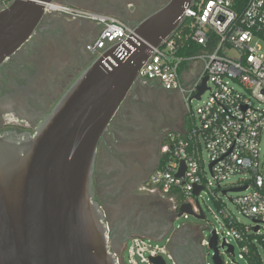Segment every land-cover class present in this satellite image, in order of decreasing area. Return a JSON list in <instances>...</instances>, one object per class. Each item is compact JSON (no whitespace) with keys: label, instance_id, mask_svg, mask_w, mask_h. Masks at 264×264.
<instances>
[{"label":"built area","instance_id":"2783aa9c","mask_svg":"<svg viewBox=\"0 0 264 264\" xmlns=\"http://www.w3.org/2000/svg\"><path fill=\"white\" fill-rule=\"evenodd\" d=\"M41 4L46 12L100 24L99 35L87 46L92 51L103 52L117 46L113 52L120 53L125 50L123 44L132 37L133 27L115 16L57 2ZM194 45L200 49L187 53ZM198 61L203 63L199 74L184 79L182 66ZM206 76L207 88L197 98ZM140 78L157 80L167 90H180L191 118L186 128L167 133L161 145V164L151 174L150 185L177 201L175 218L191 216L178 215L180 208L189 204L196 215L203 214L202 220L207 219L205 203L220 227H214L206 236L200 225H179L175 229L173 220L170 230L160 239L130 237L124 248L128 260L118 253V263L154 264L151 258L162 256L167 264V256L173 264H182L171 243L177 230H185L186 255L192 259L195 248L199 247L200 264H211L204 252L206 248L212 249L214 231L223 264H228L225 253L236 257V244L232 240L239 246V257L247 264H264V175L260 161L264 140V107L261 106L264 104V0H193L178 30L155 48L145 62ZM206 93L208 98L194 112L192 101L202 100ZM183 162L184 180L178 176ZM245 173L250 174L249 178L224 185L230 177ZM245 185L247 189L231 200L239 213L252 220V225L237 218L222 199L231 188ZM198 186L202 189L196 195ZM210 200L218 212L207 204Z\"/></svg>","mask_w":264,"mask_h":264},{"label":"water","instance_id":"95a60500","mask_svg":"<svg viewBox=\"0 0 264 264\" xmlns=\"http://www.w3.org/2000/svg\"><path fill=\"white\" fill-rule=\"evenodd\" d=\"M54 1L14 0L0 11V69L46 16L41 3ZM192 3L169 0L133 27L125 50H104L65 90L35 132L0 130V264H119L110 223L96 198L99 143L140 80L145 62L178 30ZM207 81L206 76L197 98ZM182 165L178 176L184 180ZM201 189L196 188V195ZM183 213L204 218L189 204L178 215ZM211 247L214 263L223 264L215 231ZM151 260L166 264L162 256Z\"/></svg>","mask_w":264,"mask_h":264},{"label":"flooded vegetation","instance_id":"af4514ba","mask_svg":"<svg viewBox=\"0 0 264 264\" xmlns=\"http://www.w3.org/2000/svg\"><path fill=\"white\" fill-rule=\"evenodd\" d=\"M13 1L0 0V11ZM168 1L54 2L112 15L134 27ZM95 23L46 12L32 37L0 69L1 131H36L71 83L102 54L87 47L97 38ZM188 114L180 90H167L157 80L140 78L100 140L96 198L110 223L112 247L120 254L130 237L155 238L172 225L177 201L151 186L149 179L161 164V145L167 133L184 128ZM184 232H175L171 243L174 252H180ZM199 254L196 247L195 256L199 258Z\"/></svg>","mask_w":264,"mask_h":264},{"label":"rangeland","instance_id":"374dc122","mask_svg":"<svg viewBox=\"0 0 264 264\" xmlns=\"http://www.w3.org/2000/svg\"><path fill=\"white\" fill-rule=\"evenodd\" d=\"M232 53L234 54V52H232ZM233 84L237 88L242 90L241 86H239L238 84H235V83H233ZM208 96H209V93H206V94H204V97H203L202 100L194 99L192 101L191 105H192V108H193L194 112H196V108L199 105H201L203 103V101L208 98ZM257 105H260V104L257 103ZM261 106L264 107V104H262ZM190 124H191V118H190V114H188V116L186 117V120H185V128L187 126H189ZM178 129H180V128H177L176 130H178ZM205 157H207L206 153H205ZM260 161H261V172L264 175V140L261 143V157H260ZM249 176H250L249 173L232 176L228 180L225 181L224 185L233 184L234 182L238 181L239 179H241V178H249ZM242 192H244V191H230L227 195L223 196L222 199L224 200L225 203H227L228 207L232 210V212L236 215L237 218H239L243 223H245L247 225H252L253 224L252 220L247 218V217H245V216H243L241 213H239L238 207L231 200V198H235L236 196L240 195ZM204 196H205V200H206L208 195L205 194ZM203 204H204V207L206 208L207 219L202 220V219H199V218H197V217H195L193 215L189 216L188 218H185L183 216L182 217H178V218L176 217V218H174L175 229L178 228L179 225L197 224V225H200L202 227V229L204 231V235L209 236L210 233H211V230L214 227L219 228L220 227V223L213 216L212 212L207 209V205L205 203H203ZM207 204L212 208V210L218 212V209H217V207H216V205H215V203L213 201H211V200L207 201ZM183 235H185V232H184ZM156 242L160 243V244H164L165 243V242H160L159 240H157ZM232 242L234 244H236V257L233 258L231 255L225 253L224 254V259L226 261H228V264H235L234 261L237 264H247V262L244 259L239 257L240 249H239V246L237 245V243L234 240H232ZM129 243H130V240H129ZM212 252H213L212 249L206 248L204 253H205L206 260L208 262H211V264H215ZM123 257H124L125 261L127 262V260H128L127 249H125L123 251ZM166 260H167V264H173V261L171 259H169L167 256H166Z\"/></svg>","mask_w":264,"mask_h":264},{"label":"crops","instance_id":"0c3cea01","mask_svg":"<svg viewBox=\"0 0 264 264\" xmlns=\"http://www.w3.org/2000/svg\"><path fill=\"white\" fill-rule=\"evenodd\" d=\"M95 27L97 29V33H96V37L99 35L100 30H101V25L95 23ZM203 68V63L198 61V62H194L190 65H186L184 64L182 66V74L184 79L189 80L192 77H195L199 74V72L202 70ZM186 234V233H185ZM160 236V235H159ZM158 237V236H157ZM185 235L182 238V240L180 241V252H175L178 255L179 260L181 261L182 264H200V260L197 257H193L191 259V256L186 255V241H185ZM195 253V252H194Z\"/></svg>","mask_w":264,"mask_h":264},{"label":"trees","instance_id":"16d2710c","mask_svg":"<svg viewBox=\"0 0 264 264\" xmlns=\"http://www.w3.org/2000/svg\"><path fill=\"white\" fill-rule=\"evenodd\" d=\"M199 50L200 48H199V45H194V47L192 48V50H188V51H186L187 53H189V52H192V51H194V50Z\"/></svg>","mask_w":264,"mask_h":264}]
</instances>
